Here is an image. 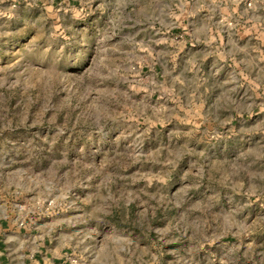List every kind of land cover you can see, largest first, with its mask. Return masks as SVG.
Listing matches in <instances>:
<instances>
[{"label": "rangeland", "instance_id": "1", "mask_svg": "<svg viewBox=\"0 0 264 264\" xmlns=\"http://www.w3.org/2000/svg\"><path fill=\"white\" fill-rule=\"evenodd\" d=\"M261 40L264 0H0V202L77 264H264Z\"/></svg>", "mask_w": 264, "mask_h": 264}, {"label": "crops", "instance_id": "2", "mask_svg": "<svg viewBox=\"0 0 264 264\" xmlns=\"http://www.w3.org/2000/svg\"><path fill=\"white\" fill-rule=\"evenodd\" d=\"M215 41V42H213ZM205 44L215 43L222 47L212 48L211 46L199 45L197 50L185 48L183 43L181 54L197 53L201 60L218 62L231 59V43L226 38L203 39ZM260 47H264L261 40ZM223 64V66H222ZM223 72L219 74V71ZM216 71L219 76L225 75L224 63H218ZM230 83H227V88ZM60 222H53L49 228H34L22 221L20 212L9 211L6 204L0 202V264H46L48 262L70 264L72 257L70 248L71 236L69 231L57 228ZM54 233L53 235H50Z\"/></svg>", "mask_w": 264, "mask_h": 264}, {"label": "built area", "instance_id": "3", "mask_svg": "<svg viewBox=\"0 0 264 264\" xmlns=\"http://www.w3.org/2000/svg\"><path fill=\"white\" fill-rule=\"evenodd\" d=\"M69 263H70V264H77V261H76L75 259H70V260H69ZM46 264H62V263L48 262V263H46Z\"/></svg>", "mask_w": 264, "mask_h": 264}]
</instances>
